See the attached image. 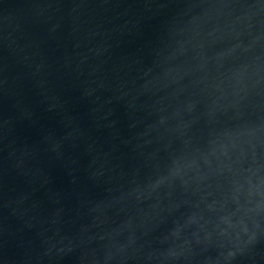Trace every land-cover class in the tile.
<instances>
[{
	"label": "water",
	"instance_id": "95a60500",
	"mask_svg": "<svg viewBox=\"0 0 264 264\" xmlns=\"http://www.w3.org/2000/svg\"><path fill=\"white\" fill-rule=\"evenodd\" d=\"M198 264H264V89L228 172Z\"/></svg>",
	"mask_w": 264,
	"mask_h": 264
}]
</instances>
